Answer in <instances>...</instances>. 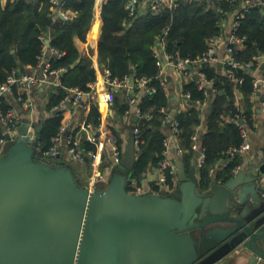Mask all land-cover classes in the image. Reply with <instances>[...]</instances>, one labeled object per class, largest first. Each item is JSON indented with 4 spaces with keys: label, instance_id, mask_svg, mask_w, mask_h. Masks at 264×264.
Returning a JSON list of instances; mask_svg holds the SVG:
<instances>
[{
    "label": "water",
    "instance_id": "1",
    "mask_svg": "<svg viewBox=\"0 0 264 264\" xmlns=\"http://www.w3.org/2000/svg\"><path fill=\"white\" fill-rule=\"evenodd\" d=\"M46 116L33 138L30 120L16 121V138L5 136L0 264H264V163L201 189L197 160L186 169L177 159L176 190L132 193V127L121 163L102 190H90L70 164L41 160Z\"/></svg>",
    "mask_w": 264,
    "mask_h": 264
},
{
    "label": "trees",
    "instance_id": "2",
    "mask_svg": "<svg viewBox=\"0 0 264 264\" xmlns=\"http://www.w3.org/2000/svg\"><path fill=\"white\" fill-rule=\"evenodd\" d=\"M240 3L239 0L235 2L176 0L174 7L164 8L156 16L148 13L132 23L133 16L128 15L124 0H108L102 5V26L97 41L100 63L103 64L106 58H109L105 67L110 70L113 77L122 78L126 75L146 77L150 78L151 84L157 88L155 93L145 94L140 99L141 116L129 118L130 130L133 126H137L141 132L140 140L136 145L138 156L132 171L129 172L137 184L150 164L159 165L162 160L164 148L162 139L165 130L170 128L169 122L162 123L161 120L160 107L168 108L169 98L166 82L163 80L165 83L163 86L162 82L155 78L158 72L153 50L155 44L158 40H162L166 52L170 55L195 57L212 44L213 38L223 33L225 28L222 19L237 10ZM50 4V0H7L6 4L2 5L0 0V83L6 80L12 69L25 71L22 69L24 66L36 65L43 51V41L40 39L43 33H49L50 45L64 52L62 56H52L50 59L52 68L63 67L65 70L60 78L61 86L48 88L45 94L44 108L48 115L44 118L39 133L41 151L47 150L52 145V139L59 130L62 115L60 112L55 113V108L66 95L67 90L72 87L86 90L88 83L96 79L90 52L85 48L79 49L75 44V38L82 42L86 41L85 35L93 18L95 0H67L63 8L76 11L77 16L59 21H54L49 9ZM238 21L236 34L243 38L245 48L234 50L233 57L240 62H246L252 56L263 55L262 5L251 6ZM97 25L92 28L90 34H96ZM213 69L208 65L202 68L209 78L214 75L213 84L217 90L210 101L205 120L206 129L198 136L205 154L203 166L198 171V185L201 189L210 185L211 170L219 160H223V164L216 169L215 179L221 183L233 175L234 168L240 163L239 155L236 154L231 158L226 153L229 147L240 144V128L235 121L223 119L225 115H234L237 112L239 114L233 100V83L225 75H218L215 70L213 72ZM237 75L243 77V82L238 86L247 103L250 94L253 93L255 77L243 67H239ZM183 90L190 92V100L194 103L185 110L177 111L175 116L180 128L179 145L183 148V152L177 155L185 168L189 169L196 152L191 148V137L201 122V111L196 101L203 100L206 95L195 82L184 85ZM6 104L10 105V102L7 100ZM128 107L122 96L115 97L114 109L117 117H120ZM244 114L249 116L248 111ZM99 118L100 112L97 106L92 104L87 120L97 123ZM162 126H164L163 131ZM109 131L117 143L123 144L124 140L110 124ZM84 143V146L93 148L92 145ZM41 160L51 161L46 156H42ZM61 164H67L63 162V158ZM71 168L75 178L80 182L76 176V169ZM102 188L103 186L99 190Z\"/></svg>",
    "mask_w": 264,
    "mask_h": 264
},
{
    "label": "built area",
    "instance_id": "3",
    "mask_svg": "<svg viewBox=\"0 0 264 264\" xmlns=\"http://www.w3.org/2000/svg\"><path fill=\"white\" fill-rule=\"evenodd\" d=\"M54 7V15L63 20L70 18L67 11L63 8L67 0H50ZM235 2L237 0H229ZM242 3L243 10L235 15L231 25L229 39L227 44V60H224L225 64V76L236 84L243 82V77L237 75L239 67H243L247 70H252L254 65H257L260 57L252 56V58L246 62H240L233 57L235 45L241 43L243 38L236 34L237 27L239 25V19L243 17L244 13L254 5H262L264 13V0H239ZM176 4V0H124V6L129 16H135L140 8L150 12L152 14H159L164 8H172ZM40 39L43 41V51L41 52L38 62L35 66H31L30 71H22L20 69H12L6 80L0 83V154L2 153V147L5 143V136L8 134L11 138L18 136L16 121L19 120V111H29L34 109V94L40 89L43 90V96H45L48 88L60 87L61 86V75L65 68L61 67L54 69L51 67L50 59L52 56L60 57L64 52L59 51L56 47L50 45L49 34H41ZM264 56V54H263ZM166 64L171 65L174 71L181 78L184 77H195L199 89L206 91V85L213 83V79L208 80L204 71L203 66H214L221 60L218 57L217 47L210 44L207 49L201 54L195 57H183L178 54L165 56ZM256 62V63H255ZM163 66L161 65L155 78H158L163 86L165 83L161 78ZM101 76L99 79H95L90 82L88 89L83 90L77 87H72L67 90L66 95L60 101L59 105L55 108V111L63 114L64 109L67 111H74L80 103L87 102L90 106L95 104L100 112V118L97 123H93L89 120L83 119L78 122V126L74 130H68L66 125L62 123L59 127L57 134L52 139V145L45 151H42L43 156L48 157L50 160H55L61 163L69 164L64 156V147L68 160H73L75 163H82L85 159H89L91 167L94 171L98 170V165L101 162L99 149L104 143L109 146L112 158L113 166H117L121 163L124 156V144H119L115 141L114 137L109 131V124L106 120H101V113L103 112L104 102L108 109L114 108V100L117 95L122 96L125 99L129 107L124 111L123 116H141V107L139 105L140 99L137 97L139 92L144 94H153L157 88L151 84V79L146 77H135V76H123L122 78L113 77L111 72L105 66L101 67ZM255 82V81H254ZM262 85L264 87V78ZM42 88V89H41ZM102 92L100 99L99 93ZM186 99L189 100L190 94L188 92L182 94ZM206 95V94H205ZM264 107V88L262 92ZM10 105L6 104L7 100ZM100 100V101H99ZM6 102V103H5ZM196 103H203V100H197ZM102 104V105H100ZM19 110V111H18ZM109 112V111H108ZM162 113V123L169 122L170 128L169 133L165 134L162 139L163 143V158L159 162L161 168V174L158 178L159 184L163 191H171L178 183L176 177V167L173 161L168 158L170 153L171 145H175V149L178 154L183 152L180 142V128L175 117L167 111V107H160ZM35 123L30 121L27 129V136L33 138ZM135 144L140 140L141 132L139 127L133 126L132 128ZM245 137V132H242ZM198 133L195 132L191 137V148L198 152L197 167L198 171L203 166L205 161V154L203 149L199 150L198 144ZM86 142L93 146V148H87L84 150L81 145ZM249 147V143L244 139L243 143L238 147H231L227 150L229 157H234L236 154L244 152ZM40 150V147H37ZM239 167L236 168V170ZM235 170V171H236ZM105 185V179L103 174L92 176L91 181L88 182L87 187L90 190L100 191L99 188ZM127 190L132 193H144L143 188L137 184L134 180L127 186ZM157 193L155 191H151Z\"/></svg>",
    "mask_w": 264,
    "mask_h": 264
},
{
    "label": "crops",
    "instance_id": "4",
    "mask_svg": "<svg viewBox=\"0 0 264 264\" xmlns=\"http://www.w3.org/2000/svg\"><path fill=\"white\" fill-rule=\"evenodd\" d=\"M106 1L108 0H95L93 18H92L90 27L85 35L86 41L82 42L78 38H75V44L79 49L85 48L90 52L91 65L95 69L97 79H99L102 74L101 67H103V65L105 66L106 63L108 64L109 62V58H106L103 64L100 63L99 58H98V50H97V41H98V37L101 32V26H102L101 7ZM187 1L192 2V1H197V0H187ZM6 2L7 0H1L2 5L6 4ZM53 8H57V7H54L52 4H50L49 9L51 10V14H53L54 21L55 20L59 21V19H62V18L60 17L58 18L56 15H54L55 11L53 10ZM65 10L70 16L69 19H73L77 16L76 11H72L70 9H65ZM242 10H243L242 3H240L239 8L237 10H234L233 12L228 14L226 17H224L222 19L223 28H225L223 33L219 35L218 37L213 38L212 40L213 42L211 41L212 44L217 47L218 57L221 61L218 62L216 65L209 66V67L214 68L213 72L215 70V72L218 75H221V74L225 75L224 74L225 64L222 61L227 60L226 49H227L231 25H232L235 15L241 12ZM148 13L150 12H147L146 10H143V8H140L135 14V16H133L131 23L138 20L139 17H143L144 15ZM152 15L156 16L158 14L156 15L152 14ZM95 25H97V32L95 35H92L90 33L92 31V28ZM244 48H245V44L243 43V41L235 45V50L237 51L243 50ZM153 50H154V55L156 56V65L158 66V69L161 65L163 66L161 78L166 82L167 95L169 98V106L167 108V111L172 115V117H175L177 111L185 110L187 106H190L194 103L190 100V98L188 100L184 97V95H182L188 92V91L185 92L183 90L184 85H189L192 82H195L197 84V82H196L195 77L181 78L174 71L173 66L166 64L165 56L169 53L166 52L165 46L162 40L157 41ZM262 63H264L263 55H261L260 59L258 60L256 67H254L252 70H249V72L252 73L255 79L253 80V87H254L253 93L250 94L249 101L247 103L245 102V98L243 94L239 90V86H238L239 84H236L231 81L233 83L232 89H233L234 105L236 106L237 110H239V114L237 112L234 115H225L223 116V119L229 120V121H235L237 125L239 126L240 132H241L240 144L237 146H231V147L240 146L243 143L244 139H246V141L249 143V147L247 150L237 154L240 156V163L234 168L233 174L239 171H244L245 174L248 175L251 172H255L257 167L264 163V107L262 105V101H263L262 92L264 88L262 85V82L264 78V70L260 71V66ZM30 67H31L30 65H26L22 69L26 71H30L31 70ZM213 76L214 75H211V78L207 76L208 80L213 79L214 78ZM89 84L90 82L88 83V86ZM216 90L217 89L214 87L213 83L207 84L206 85L207 92L205 93L206 96L203 99V103L202 104L196 103L199 110L201 111V114H200L201 122L199 126H197V129H196L198 136L200 133L204 132L206 129V123H205L206 116L209 111L210 101L212 100V97L215 95ZM42 92L43 90L39 89L34 94V100H33L34 109L31 112L27 110L26 111L18 110L19 111V121L22 120L23 122L25 120H30L34 122L35 125L38 124V119L42 116L43 110L45 111V108H44L45 96H43ZM188 93L190 94V92ZM220 93H222V90L220 91ZM144 95L145 94L143 92H139L137 97L141 99ZM99 97L100 99L102 97L101 91L99 93ZM100 103L103 104V108H104L103 112L101 113V120H106L108 124L112 125V127L116 129L121 139L124 140L123 144L125 146L128 132L130 131V126H129L130 119L129 118L130 117L132 118V116L126 117V116H123L122 114L120 117H117L115 115L114 108L108 109L104 102L100 101ZM90 109H91V106L87 102H84V101L80 103L78 108H76V110L74 111H67V109L65 108L62 114V123L66 125L68 130H74L75 127L78 126V122H81V120L87 118L90 112ZM245 111L249 112L248 117L244 114ZM161 128L163 131L164 126H162ZM242 132H245L246 134L245 137L242 135ZM168 133H169V128L165 130V134H168ZM197 141H198L197 142L198 148L199 150H201L202 149L201 143L199 139H197ZM84 144L85 143L81 145V147L84 150L89 148L87 146H84ZM170 149L171 150H170L168 158H170L173 161V163H175V160L179 159L177 155L178 153L175 149V145H171ZM63 150H64L63 157L67 161H69L68 163L70 164L71 167H73V169H76V176L80 179L81 184L87 185L88 182L91 181L92 176L103 174L104 179H105V185H106L113 171L116 168L115 166H113V158H112L108 144L106 145L104 143V145L99 149V152L101 153L100 154L101 162L98 165V170L96 171L92 169L89 159H85L84 162L82 163H75L73 160H70V159L68 160V157L66 156V152H65V147ZM198 152L199 151L195 152V156L190 163L189 169L193 166V161L197 159ZM222 164H223V160H219L215 164V168L211 170V173H212L211 182L216 181L215 179L216 169H218L220 167L219 165H222ZM237 167L239 168L236 170ZM160 174H161V168L159 165L155 163L150 164L145 169V171L142 173V175L139 178L140 179L139 185L143 188L144 192L155 191L158 194L161 191H163L158 181ZM259 180H261L260 182L264 186V176L260 177ZM216 182L217 184H222L220 181H216ZM177 186H178V183L176 184L174 189H172L170 192L176 190ZM104 187L105 186L103 185V188Z\"/></svg>",
    "mask_w": 264,
    "mask_h": 264
},
{
    "label": "rangeland",
    "instance_id": "5",
    "mask_svg": "<svg viewBox=\"0 0 264 264\" xmlns=\"http://www.w3.org/2000/svg\"><path fill=\"white\" fill-rule=\"evenodd\" d=\"M17 137V136H16Z\"/></svg>",
    "mask_w": 264,
    "mask_h": 264
}]
</instances>
